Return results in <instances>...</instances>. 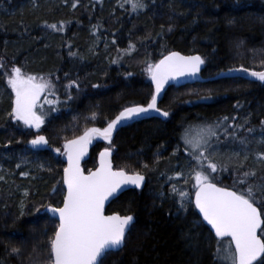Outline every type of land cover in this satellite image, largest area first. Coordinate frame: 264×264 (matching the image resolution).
<instances>
[{
    "label": "trees",
    "instance_id": "trees-1",
    "mask_svg": "<svg viewBox=\"0 0 264 264\" xmlns=\"http://www.w3.org/2000/svg\"><path fill=\"white\" fill-rule=\"evenodd\" d=\"M144 2L146 8L133 12L125 0H0V165L12 178L8 185L0 177V264L47 259L48 237L57 222L36 209L61 204L64 141L83 135L86 128L106 127L125 107L147 104L155 91L149 66L171 51L203 56L206 81L168 86L158 104L170 113L165 120L135 121L119 128L111 141L93 139L82 162L85 172L93 169L98 151L114 145L113 166L146 177L141 190L122 192L106 208L135 220L126 243L108 252L103 264H223L215 260L216 241L208 228L192 223L199 219L191 202L194 176L187 184L169 177L192 167L185 164V129L227 116L229 131L233 117L245 125L238 136L246 142L238 146L228 140L243 155L233 152L232 163L218 168L212 181L233 187L238 172L255 169L242 186L264 182V159L257 158L264 152V81L236 73L264 70V0ZM15 67L39 83L51 82L44 89L48 115L39 130L8 115L14 95L7 80ZM72 80L79 88L73 85L68 99ZM35 135H45L48 145L33 148L29 142ZM181 183L190 194L187 211L177 210L179 198L170 191ZM21 185L29 188L23 201L15 190Z\"/></svg>",
    "mask_w": 264,
    "mask_h": 264
},
{
    "label": "snow or ice",
    "instance_id": "snow-or-ice-1",
    "mask_svg": "<svg viewBox=\"0 0 264 264\" xmlns=\"http://www.w3.org/2000/svg\"><path fill=\"white\" fill-rule=\"evenodd\" d=\"M125 2L131 4L133 12L147 7L144 0H125ZM76 3H79V0H76ZM123 6L122 4L121 7ZM44 23L47 24L46 21ZM56 26V24L49 25L51 28ZM171 27L169 25V29ZM130 47L134 48L135 45L130 42ZM204 63L205 58L199 53L185 56L180 52H170L158 63L149 66L155 91L147 104L125 107L114 119L107 122L106 127L86 128L83 135L64 141L68 158V166L64 168L67 194L64 196L62 207L57 208L48 204L36 209L38 214L50 213L53 218L59 220V224L54 234L48 237L47 259L34 260L33 264H103L108 252L118 250L126 243L127 235L135 220L134 216L115 212L105 215L104 204L109 197H114L119 191H123L122 186H142L146 179L145 175L139 170L113 168L111 156L114 145L103 149L100 153V167L88 171L87 174L80 166V158L87 151L94 136H102L105 140L111 141L115 129L128 121L144 117L146 113L158 112L164 117L169 116V111L157 105L161 90L170 78L195 76ZM240 68L244 69V65L241 64ZM12 71L14 75L8 76L7 83L15 92V101L8 115L39 130L45 122V116L48 115V113L42 115L38 111V108L42 107L39 104L40 94L51 82L38 83L34 75H24L20 67H15ZM246 71L252 77L264 81V70L248 68ZM73 85L79 88L76 80L69 81L68 99H71L70 90ZM197 99H207V97H197ZM89 115L93 119L97 117L95 112ZM229 119L224 116L213 123L202 124L198 126L195 134L190 129H185L181 136L183 151L189 153L185 164H190L192 167L173 172L169 181L172 177H179L184 184H187L194 176L195 207L199 209V213H202V219H195L192 223L202 225L207 221L215 229L217 237L230 236L227 247H222L221 241H217L215 260L224 264H253V262L264 264V238H262L264 237V182L249 183L247 188L242 186L243 183H248L249 178L255 176V169L237 173L233 187L240 185V190L221 187L218 183L212 182L214 178L212 174L218 168H225V165L213 162V156L210 154L220 132L227 137L239 139L241 143L246 142V137L238 136V132L245 125H237L233 117L231 118L233 130L229 131L225 126ZM29 143L38 148L41 145H48L49 141L45 135H35ZM179 150L177 146L173 152ZM55 151L59 153L61 149L56 148ZM257 158L264 159V152L257 153ZM246 160L247 155H245ZM143 166L148 167L147 163ZM182 189L183 185L173 184L170 191L174 198L179 197L177 210L187 211L190 194L186 189ZM55 190L54 188L53 191ZM160 195L165 194L161 192ZM257 204H260V207ZM198 247L197 244L196 248ZM11 251L19 254L20 249L13 247ZM196 264H199L198 260Z\"/></svg>",
    "mask_w": 264,
    "mask_h": 264
},
{
    "label": "water",
    "instance_id": "water-1",
    "mask_svg": "<svg viewBox=\"0 0 264 264\" xmlns=\"http://www.w3.org/2000/svg\"><path fill=\"white\" fill-rule=\"evenodd\" d=\"M171 52H178V51H171ZM169 53H170V52H169ZM169 53H167L166 55H164L160 60H162V59H163L165 56H167ZM183 55H184V54H183ZM194 55H195V54H194ZM185 56H191V55H185ZM160 60H159V61H160ZM159 61H158V62H159ZM158 62H157V63H158ZM202 69H203V65H201L200 72L197 73L195 76H181V77H176V78H170V79L168 80V82L165 84L164 88L161 90L160 95L158 96V99H157V105L159 104V102H160V100H161V97H162L164 91L166 90V88H167L168 86L173 85V86L179 87V86H183V85H186V84L200 83V82H204V81H206V80L201 76V71H202ZM236 73H237V74L244 75V76H248V77H251V78H255V77H252L247 71H238V72H236ZM150 118H158V119H160V120H164L166 117L162 116V115H161L160 113H158V112H149V113H146L144 117H138V118H136L135 120H132V121H128V122H126L123 126L128 125V124H131V123H133V122H135V121L144 120V119H150ZM123 126H119L117 129H115V130L113 131V135L118 131L119 128H121V127H123ZM101 137H102V136H101ZM90 145H91V143L88 145L87 151L89 150ZM31 146H32V145H31ZM33 147H34V148H37L36 146H33ZM44 147H45V145H41V146H39L37 149H42V148H44ZM103 149H104V148H103ZM103 149H101V150L99 151V153H98V155H97V163H96V167H95L94 169H92V171H94L95 169H97V168L100 167V153L103 151ZM87 151H86V152L83 154V156L80 158V166H81V162H82V160L84 159V157H85ZM112 155H113V152H112ZM111 162H112V156H111ZM67 166H68V161H67V163H66V165H65L64 168H66ZM112 166H113V164H112ZM81 168H82V167H81ZM85 173L87 174V172H85ZM144 184H145V181H144L143 185H142V186H139V187H138V186H135V185L122 186V187H124V190H123V191H119V194H118V195H120L122 192H124V191H126V190H129V189H137V190H141V189L143 188ZM62 185H63V188H64V196H65V195L67 194V184H66L65 181H64V169H63V171H62ZM118 195H115L114 197H109V199L105 201V204H104V212H105V215H111V214H112V213H106V208H107V206L109 205V203H110L113 199H115ZM63 199H64V198H63ZM192 203H193V206H194V208H195V211H196L197 215L199 216L200 219H202V213H199V209L195 207V191H194V194H193ZM62 206H63V201H62V204H61L60 207H62ZM57 208H59V207H57ZM46 213H47V212H46ZM47 214H48L51 218H53L52 215H51L50 213H47ZM53 219H55V218H53ZM55 220H56V221L58 222V224H59V220H58V219H55ZM203 224H204L205 226H207V228L209 229V231L211 232V234L213 235V237H214L216 240H221V239H224V238L231 239L230 236H228V235H226L225 237H217V236L215 235V229L212 228L211 225L207 223V221H204ZM258 234H259V229H258ZM232 246L234 247V241H232ZM122 247H123V246H122ZM122 247H120L118 250H115V251H119ZM257 259H259V258H257ZM254 263H255V262H253V264H254Z\"/></svg>",
    "mask_w": 264,
    "mask_h": 264
},
{
    "label": "rangeland",
    "instance_id": "rangeland-1",
    "mask_svg": "<svg viewBox=\"0 0 264 264\" xmlns=\"http://www.w3.org/2000/svg\"><path fill=\"white\" fill-rule=\"evenodd\" d=\"M43 1L50 2L51 0H43ZM43 94H44V91L41 92V94H40V101H39V104L42 107H39L38 108V111L42 115L45 113V109L49 105V103H48L49 101L47 102V98H45L43 96ZM13 95H14V100H13V106H14V101H15V92L14 91H13ZM198 126H200V125L191 126L190 130H191V132L193 134L196 133ZM41 127H42V125H41ZM228 140H230V142H236L238 146L239 145H244L243 143L239 142V139H234V138H230V137L227 138V136L223 132H220L218 141L217 142H214V147H213L212 153H210L213 156V162L216 161L219 164L228 165V164L232 163L231 160L234 159L233 158L234 157L233 156L234 154H232L233 152H236L237 154L243 155V152H240L238 150L235 151L236 149L233 148L232 144H228ZM250 140H252V139H250ZM250 140H249V142H250ZM244 147H249V146H246L245 145ZM226 150H230L231 154H228V153L226 154ZM249 150H250V148H249ZM229 158H231V159H229ZM248 158L249 157H247V160H248ZM244 159H245V156H244ZM244 162H245V160H244ZM0 177L3 179V182L4 183L7 182L8 185L11 184V181H12L11 175L8 172V170L6 168H4V166H2V165H0ZM194 183H195V178H194ZM181 185H183V184L181 183ZM25 189H27V187L24 186V185L16 186V188H15V190L17 192H19V194H20L19 197L21 198V201L24 200L27 192L29 191V188L27 189V191H25ZM183 189H186L184 187V185H183ZM227 245H228V240L227 239L221 240V246L222 247H227ZM216 246H217V244H216ZM215 249H216V247H215ZM220 262H222V261H220ZM222 263L224 264V262H222Z\"/></svg>",
    "mask_w": 264,
    "mask_h": 264
}]
</instances>
